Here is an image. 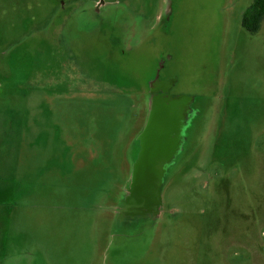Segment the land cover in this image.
I'll list each match as a JSON object with an SVG mask.
<instances>
[{
	"label": "rangeland",
	"instance_id": "obj_1",
	"mask_svg": "<svg viewBox=\"0 0 264 264\" xmlns=\"http://www.w3.org/2000/svg\"><path fill=\"white\" fill-rule=\"evenodd\" d=\"M254 1L0 0V264H264ZM156 81L188 117L161 216L119 221Z\"/></svg>",
	"mask_w": 264,
	"mask_h": 264
},
{
	"label": "water",
	"instance_id": "obj_2",
	"mask_svg": "<svg viewBox=\"0 0 264 264\" xmlns=\"http://www.w3.org/2000/svg\"><path fill=\"white\" fill-rule=\"evenodd\" d=\"M165 93L174 85L171 82H154ZM192 98L172 95L154 96L149 118L141 140L126 196L118 211L120 219H158L162 212V190L166 166L174 159L179 145L188 106Z\"/></svg>",
	"mask_w": 264,
	"mask_h": 264
},
{
	"label": "trees",
	"instance_id": "obj_3",
	"mask_svg": "<svg viewBox=\"0 0 264 264\" xmlns=\"http://www.w3.org/2000/svg\"><path fill=\"white\" fill-rule=\"evenodd\" d=\"M264 22V0H255L243 16V27L251 34H257Z\"/></svg>",
	"mask_w": 264,
	"mask_h": 264
},
{
	"label": "flooded vegetation",
	"instance_id": "obj_4",
	"mask_svg": "<svg viewBox=\"0 0 264 264\" xmlns=\"http://www.w3.org/2000/svg\"><path fill=\"white\" fill-rule=\"evenodd\" d=\"M102 6V4H100L99 5V7H101ZM171 91H172V88H171V90L169 91V92H167V93H165V90H162L161 89V86H159V85H154V91H153V93H152V95H151V101H152V98L154 97V96H160V95H170L171 94ZM120 208V207H119ZM119 208H118V210H117V213H116V215H117V217H118V220L120 221V220H122V219H120V217L118 216V211H119ZM130 219H124L123 221H129Z\"/></svg>",
	"mask_w": 264,
	"mask_h": 264
}]
</instances>
